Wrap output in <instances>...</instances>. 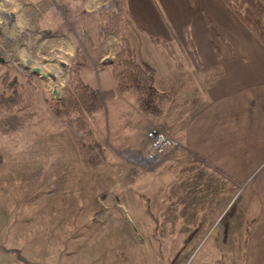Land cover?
Returning <instances> with one entry per match:
<instances>
[{
    "label": "rangeland",
    "instance_id": "1",
    "mask_svg": "<svg viewBox=\"0 0 264 264\" xmlns=\"http://www.w3.org/2000/svg\"><path fill=\"white\" fill-rule=\"evenodd\" d=\"M124 5L0 0V94L6 77L22 99L17 109H0V264H264V252L250 246L261 210L250 182L219 210L196 205L189 214L185 187L174 188L184 185L183 162L163 167V156L144 161L147 128L161 129L154 125L157 117L139 111L132 93L116 94L82 120L53 112L71 89L74 62L85 83L104 91L95 81L101 67L112 71L120 40L115 33L101 38L98 26L107 24L105 11L122 16ZM127 36L157 76L193 70V80L186 78L187 88L175 97L187 104L197 98L192 90L202 86V76L191 67L193 52L202 61L211 49L200 31L191 45L185 35L183 43L176 38L166 44L132 28ZM63 39L72 46L67 53L60 50ZM169 81L160 76L158 85ZM239 209L242 219L232 221Z\"/></svg>",
    "mask_w": 264,
    "mask_h": 264
},
{
    "label": "crops",
    "instance_id": "2",
    "mask_svg": "<svg viewBox=\"0 0 264 264\" xmlns=\"http://www.w3.org/2000/svg\"><path fill=\"white\" fill-rule=\"evenodd\" d=\"M228 1L124 0V9L151 37H161L171 43L178 38L183 43L181 39L185 35L184 40L189 38L193 44L192 37L198 30L203 42L210 46L202 61L193 52L195 63L191 67L202 76V86L192 90L198 96L189 104L183 100L178 102L176 97L187 88L186 78L193 80V73H190L193 70L181 69L171 73L168 69L159 76L156 71L157 85L160 76L179 77L185 84L166 108L169 114L164 111L155 118V126L168 131L179 141L177 147L163 155L162 166L182 162L186 166L184 185L174 188L185 187V203L191 206L187 209L192 215L196 205L215 206L214 209L219 210L236 189L250 182V193L260 199L261 206L258 217L255 216L254 231L250 232L254 238L250 246L258 247L253 249L255 252H264V43L247 29ZM256 1L239 0L244 6L253 5ZM255 20L258 21L257 18ZM201 30H209L210 33ZM217 37L220 39L218 47L213 49ZM195 38L198 39L197 36ZM60 44L62 52L72 50V46L67 47L65 39ZM58 63L63 65L60 61ZM214 65L218 66L220 73L207 85L200 68ZM176 67H179L178 63ZM101 69L103 72L95 81L96 87L113 89L110 66L107 64ZM172 83L173 80L158 86ZM195 109L197 111L191 115ZM236 215L232 221L242 219L240 209Z\"/></svg>",
    "mask_w": 264,
    "mask_h": 264
},
{
    "label": "trees",
    "instance_id": "3",
    "mask_svg": "<svg viewBox=\"0 0 264 264\" xmlns=\"http://www.w3.org/2000/svg\"><path fill=\"white\" fill-rule=\"evenodd\" d=\"M239 18L246 25L247 29L264 43V0H258L253 5H243L239 0L227 2ZM107 24L100 22L98 26L101 38L108 34L115 33L120 40V48L115 54L112 63V76L114 89L98 91L85 83L80 76V69L73 63L70 69L71 89L60 99L56 107H52L53 112L58 117L77 116L83 119L85 116H94L104 109V104L116 94L130 92L134 95L135 103L141 113L149 117H158L163 113L165 104L172 102L178 92L185 87L184 80L179 77L169 76L173 80L172 85L159 87L156 82V70L148 61L143 59L139 53V48L134 46L127 36V31L132 28L136 34L143 32L135 19L127 11L119 18H112L109 11L102 14ZM258 19L253 21V19ZM104 34V35H103ZM82 36L88 39L86 32ZM90 37V35H89ZM139 37V36H138ZM154 42L166 44L167 41L151 37ZM187 43L191 45L188 38ZM88 43V42H87ZM79 65L80 63L77 62ZM78 67V68H77ZM200 72L205 75L204 81L210 85L220 71L218 66L200 68ZM211 73L207 76V73ZM187 80V79H186ZM186 82V81H185ZM4 91L0 94V109L12 111L20 107L22 103L21 95L18 93L15 83H7V78H3ZM196 94V91H193ZM81 126L84 122H81Z\"/></svg>",
    "mask_w": 264,
    "mask_h": 264
},
{
    "label": "built area",
    "instance_id": "4",
    "mask_svg": "<svg viewBox=\"0 0 264 264\" xmlns=\"http://www.w3.org/2000/svg\"><path fill=\"white\" fill-rule=\"evenodd\" d=\"M147 149L144 153V161L147 164L157 162L168 150L177 146L175 142L166 132L155 127L150 128L146 132Z\"/></svg>",
    "mask_w": 264,
    "mask_h": 264
},
{
    "label": "water",
    "instance_id": "5",
    "mask_svg": "<svg viewBox=\"0 0 264 264\" xmlns=\"http://www.w3.org/2000/svg\"><path fill=\"white\" fill-rule=\"evenodd\" d=\"M33 71H34V72H37V71H38V68H34ZM53 93H54V92H53Z\"/></svg>",
    "mask_w": 264,
    "mask_h": 264
}]
</instances>
